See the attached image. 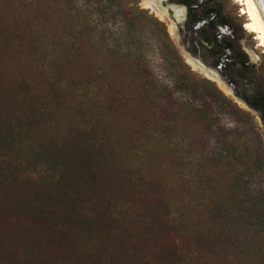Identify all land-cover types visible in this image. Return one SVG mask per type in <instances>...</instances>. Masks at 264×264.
Instances as JSON below:
<instances>
[{"label":"trees","instance_id":"trees-1","mask_svg":"<svg viewBox=\"0 0 264 264\" xmlns=\"http://www.w3.org/2000/svg\"><path fill=\"white\" fill-rule=\"evenodd\" d=\"M136 1L0 0V264H264L253 121L156 74Z\"/></svg>","mask_w":264,"mask_h":264},{"label":"flooded vegetation","instance_id":"flooded-vegetation-1","mask_svg":"<svg viewBox=\"0 0 264 264\" xmlns=\"http://www.w3.org/2000/svg\"><path fill=\"white\" fill-rule=\"evenodd\" d=\"M163 5L174 10L176 18L174 7L183 13L174 28L184 58L249 115L264 148V50L258 42L249 48L241 26L229 19L219 0H163ZM161 9L168 16L167 9Z\"/></svg>","mask_w":264,"mask_h":264},{"label":"rangeland","instance_id":"rangeland-1","mask_svg":"<svg viewBox=\"0 0 264 264\" xmlns=\"http://www.w3.org/2000/svg\"><path fill=\"white\" fill-rule=\"evenodd\" d=\"M136 2V6L144 11L143 13H138L137 15L140 17V21L143 24L141 28L144 34V40L148 44L147 56L156 74L161 78L166 79L171 73L177 74L181 72L180 69L167 62L166 58H168V54H166L164 48L167 42H169L175 49L176 56L180 58L181 62L184 64L182 71L190 73L197 81H211L216 88H218L228 96V93L226 91H224L221 87L214 83L210 78L195 70L192 65H190L184 58L185 52L182 48L183 45L180 43L178 35L175 34V28L173 29L172 27L174 21L170 20V18H168V16L162 10H158L160 12V14H158L157 12L152 11V9L145 7L143 0H137ZM219 2L229 19L235 21L241 26V34L246 39L245 41L246 44L249 45V48H251V45L255 46L257 43V40H255L254 38L255 35L243 28L245 21H247V18L240 12L242 6L234 2L233 0H219ZM172 3L174 2H169V4ZM153 18L164 24L165 32L168 36L165 37V35L163 36L161 34V25L156 24V22L153 21ZM100 22L102 24L101 29L106 32V35L114 34L117 37L121 31V22L111 14H105V16H102L100 18ZM253 40L255 41V43H253ZM260 48L264 50L263 47ZM161 49H163V51H161ZM262 72L264 73V64L262 66ZM215 115L217 116L214 118H220L222 124H224L225 128L227 129L229 141L233 140V129L238 119L237 116L233 113H230L229 111H226L224 115H221V113H218L217 110H215Z\"/></svg>","mask_w":264,"mask_h":264},{"label":"bare ground","instance_id":"bare-ground-1","mask_svg":"<svg viewBox=\"0 0 264 264\" xmlns=\"http://www.w3.org/2000/svg\"><path fill=\"white\" fill-rule=\"evenodd\" d=\"M233 1L242 6L240 12L242 15L246 16L247 18V21H245L244 23V28L250 33H253L255 35V39L258 42V45L264 48V28L257 14V6H258L257 0H233ZM143 3L145 4V7H148L152 9V11L160 14V12L158 11V10H162L161 9L162 6L160 7L161 5L160 0H143ZM162 8H165V7H162ZM174 8H175V14L177 16V19H181L183 15L182 11L180 10V8H176V7ZM172 27L174 29L175 27L174 23ZM188 60H191V59L188 58Z\"/></svg>","mask_w":264,"mask_h":264},{"label":"water","instance_id":"water-1","mask_svg":"<svg viewBox=\"0 0 264 264\" xmlns=\"http://www.w3.org/2000/svg\"><path fill=\"white\" fill-rule=\"evenodd\" d=\"M257 2H258L257 14H258V16L260 18V21L262 23V26L264 28V0H257ZM160 4H161L162 7H165L167 9L168 18H170V20L175 22L176 28H177L178 27V23H179L180 20H177V18L175 17L174 10L171 11L169 6H164L163 5V0L160 1Z\"/></svg>","mask_w":264,"mask_h":264}]
</instances>
